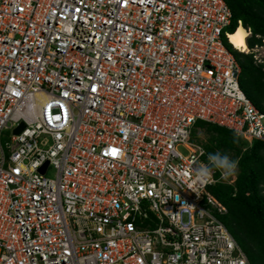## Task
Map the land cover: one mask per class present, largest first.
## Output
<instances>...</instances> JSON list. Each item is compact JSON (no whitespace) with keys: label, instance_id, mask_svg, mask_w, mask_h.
Here are the masks:
<instances>
[{"label":"built area","instance_id":"obj_1","mask_svg":"<svg viewBox=\"0 0 264 264\" xmlns=\"http://www.w3.org/2000/svg\"><path fill=\"white\" fill-rule=\"evenodd\" d=\"M231 21L225 0H0V264H250L209 189L234 180L191 138L264 141Z\"/></svg>","mask_w":264,"mask_h":264},{"label":"trees","instance_id":"obj_2","mask_svg":"<svg viewBox=\"0 0 264 264\" xmlns=\"http://www.w3.org/2000/svg\"><path fill=\"white\" fill-rule=\"evenodd\" d=\"M232 10L227 28L233 33L239 25L251 31L247 38L250 49L264 44V0H225ZM226 46L241 64L240 84L246 95L264 112V65L258 64L253 52L241 51L224 35ZM203 128L209 136L204 144L211 155L227 156L237 162L238 173L233 183L216 182L210 191L227 207L219 215L243 250L250 264H264V141L252 145L233 130L216 123L198 120L192 131ZM220 172H216V177Z\"/></svg>","mask_w":264,"mask_h":264},{"label":"rangeland","instance_id":"obj_3","mask_svg":"<svg viewBox=\"0 0 264 264\" xmlns=\"http://www.w3.org/2000/svg\"><path fill=\"white\" fill-rule=\"evenodd\" d=\"M245 52H248V51H245ZM250 52H253L255 56H258L260 58H264V44L261 46H258V47H254V49H251ZM11 135H12L11 129L5 130L3 132V135H2V143L6 144V142L10 141ZM193 141L198 143V144L204 145V144L209 142V136L203 128H197L196 129V135H195ZM248 145H250V144L248 143ZM179 149L183 153H185V154L187 153V150L184 147L180 146ZM229 158H231V156ZM237 173H238V167L236 166L235 172L233 174L229 175L226 178V180L232 182L233 180H235Z\"/></svg>","mask_w":264,"mask_h":264},{"label":"clouds","instance_id":"obj_4","mask_svg":"<svg viewBox=\"0 0 264 264\" xmlns=\"http://www.w3.org/2000/svg\"><path fill=\"white\" fill-rule=\"evenodd\" d=\"M209 158L216 167L223 169V176L225 179L236 170L237 162L230 161L227 156L221 157L219 154H216L211 155ZM198 177L210 178V170L207 168L200 169Z\"/></svg>","mask_w":264,"mask_h":264},{"label":"bare ground","instance_id":"obj_5","mask_svg":"<svg viewBox=\"0 0 264 264\" xmlns=\"http://www.w3.org/2000/svg\"><path fill=\"white\" fill-rule=\"evenodd\" d=\"M250 35V31L243 25H239L233 33H229V41L233 46L241 51L248 49L247 38Z\"/></svg>","mask_w":264,"mask_h":264},{"label":"water","instance_id":"obj_6","mask_svg":"<svg viewBox=\"0 0 264 264\" xmlns=\"http://www.w3.org/2000/svg\"><path fill=\"white\" fill-rule=\"evenodd\" d=\"M21 129H22V127L17 128V129H16V132H20Z\"/></svg>","mask_w":264,"mask_h":264},{"label":"snow or ice","instance_id":"obj_7","mask_svg":"<svg viewBox=\"0 0 264 264\" xmlns=\"http://www.w3.org/2000/svg\"><path fill=\"white\" fill-rule=\"evenodd\" d=\"M115 151V150H114Z\"/></svg>","mask_w":264,"mask_h":264}]
</instances>
